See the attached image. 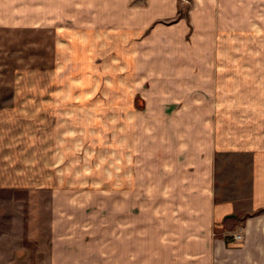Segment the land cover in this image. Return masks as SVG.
Listing matches in <instances>:
<instances>
[{
	"label": "rangeland",
	"instance_id": "rangeland-1",
	"mask_svg": "<svg viewBox=\"0 0 264 264\" xmlns=\"http://www.w3.org/2000/svg\"><path fill=\"white\" fill-rule=\"evenodd\" d=\"M148 1L128 4L139 13ZM196 1L168 0V14L136 38L147 46L133 53L130 32L96 46L92 32L84 39L54 28H0V107L12 106L19 90L52 92L42 97L45 110L31 104L22 122L9 123L24 131L27 146L44 144L39 158L20 162V173L0 184V264H112L115 250L130 247L141 264L145 250L160 248L146 233L147 209L160 200L145 180L151 130L167 145L210 133L228 143L256 136L264 118V19L246 28L237 10L229 26L227 10L197 26ZM51 140L56 156L42 161ZM238 234L229 235L233 243L242 241Z\"/></svg>",
	"mask_w": 264,
	"mask_h": 264
},
{
	"label": "crops",
	"instance_id": "crops-1",
	"mask_svg": "<svg viewBox=\"0 0 264 264\" xmlns=\"http://www.w3.org/2000/svg\"><path fill=\"white\" fill-rule=\"evenodd\" d=\"M196 3L193 20L197 26H210L213 17L219 18L227 10L229 26L237 10L242 13L246 28L248 24H259L254 19H264V0ZM217 6L221 9L216 12ZM169 10L168 0H150L139 13L128 0H0V28H54L68 32L67 36L84 39L92 32L97 37L96 46L107 44L105 38L113 39L117 32H130L127 44L128 51L133 53V48L147 46L146 41L137 45V36ZM203 11L204 15L199 14ZM114 45L111 43L112 48ZM47 94L50 97L52 92L19 90L13 94L18 100L12 106L0 107L1 185L5 177L20 173V162L39 158L44 143L27 146L28 139L22 137L24 131L9 123L15 118L18 124L22 122L19 116L31 104L36 105V112L45 110L48 101L42 97ZM24 98L30 100L25 102ZM165 103L161 107L163 114L168 113V101ZM257 120L255 137L247 136L233 143L218 141L210 133L208 138L195 143L182 138L175 144V139H171L168 146L165 135H154L151 130L152 138L145 143V180L153 195L157 197L159 193L160 200L152 201L147 209L150 221L146 223V233L158 237L160 248L145 250L141 264H264V118ZM164 122L161 130L167 127ZM47 146L54 148L43 153L42 161L50 162L56 156L57 142L48 141ZM135 151L136 146L129 150L130 155H136ZM132 163L133 159L129 164L135 185L137 174ZM237 232H242L244 238L233 243L229 235ZM132 239L129 232V240ZM137 257V250L131 247L118 249L112 264H138Z\"/></svg>",
	"mask_w": 264,
	"mask_h": 264
},
{
	"label": "built area",
	"instance_id": "built-area-1",
	"mask_svg": "<svg viewBox=\"0 0 264 264\" xmlns=\"http://www.w3.org/2000/svg\"><path fill=\"white\" fill-rule=\"evenodd\" d=\"M235 238L238 240H243L244 236L242 234H238L235 236Z\"/></svg>",
	"mask_w": 264,
	"mask_h": 264
}]
</instances>
